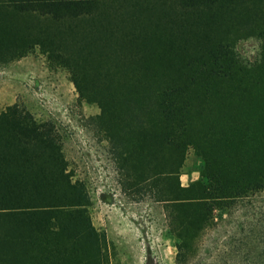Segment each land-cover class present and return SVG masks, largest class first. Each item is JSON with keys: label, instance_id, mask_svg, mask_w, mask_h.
Listing matches in <instances>:
<instances>
[{"label": "trees", "instance_id": "16d2710c", "mask_svg": "<svg viewBox=\"0 0 264 264\" xmlns=\"http://www.w3.org/2000/svg\"><path fill=\"white\" fill-rule=\"evenodd\" d=\"M152 1L170 0H0V6L47 23L18 46L38 43L69 67L79 94L96 100L102 115L119 99L130 120L146 121L143 149L158 150L166 164L143 182L165 210L175 264H260L254 250L223 249L222 242L200 249V243L215 215L264 189V0H171L178 11L163 31L158 22L140 21L138 13ZM225 16L226 40L215 31ZM238 24L263 38L261 58L251 65L238 62L227 39ZM97 50L104 60L90 58ZM114 69L144 74L107 97L96 82ZM194 117H201L198 126ZM188 146L204 158L201 177L172 184ZM86 205L55 126L8 105L0 112V264H64L69 254L82 255L56 249L50 239L64 231L94 234ZM92 260L98 261L95 253Z\"/></svg>", "mask_w": 264, "mask_h": 264}, {"label": "rangeland", "instance_id": "374dc122", "mask_svg": "<svg viewBox=\"0 0 264 264\" xmlns=\"http://www.w3.org/2000/svg\"><path fill=\"white\" fill-rule=\"evenodd\" d=\"M177 6V1L165 5L152 1L138 13L140 21L144 26L158 22L157 30L163 31L164 20L175 16ZM217 25V37L226 40V16ZM42 26L47 23L39 17L0 6V112L17 103L38 122L52 123L72 181L79 182L87 194L88 224L94 234L68 236L64 231L51 237V243H58L56 249L82 250V255L69 254L64 264H175L176 239L165 210L143 182L150 171H162L166 164L158 150L147 154L143 149L140 132L146 121L130 120V109L119 104V99L102 115L96 100L79 94L69 67L50 59L38 43L28 50L18 46L21 40H33ZM233 28L227 39L234 57L245 66L258 62L263 38L244 24ZM90 58L104 60L106 56L97 50ZM89 63L97 65L96 60ZM129 74L114 69L105 79H97L96 88L109 97L112 92L127 91L128 82L142 79L144 73ZM194 119L198 126L201 117ZM203 168L204 158L188 146L171 183L178 179L188 185L201 177ZM214 221L203 233L200 249H214L222 242L223 249L254 250L264 264V189L237 198L227 214L215 215Z\"/></svg>", "mask_w": 264, "mask_h": 264}]
</instances>
